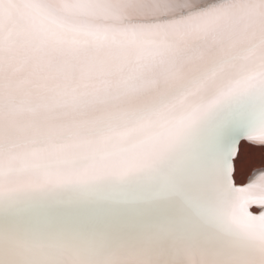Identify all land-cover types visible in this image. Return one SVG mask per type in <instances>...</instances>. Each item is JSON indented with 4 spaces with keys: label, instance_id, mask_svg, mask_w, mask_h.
<instances>
[{
    "label": "snow or ice",
    "instance_id": "snow-or-ice-1",
    "mask_svg": "<svg viewBox=\"0 0 264 264\" xmlns=\"http://www.w3.org/2000/svg\"><path fill=\"white\" fill-rule=\"evenodd\" d=\"M244 140L264 0H0V264H264Z\"/></svg>",
    "mask_w": 264,
    "mask_h": 264
},
{
    "label": "rangeland",
    "instance_id": "rangeland-1",
    "mask_svg": "<svg viewBox=\"0 0 264 264\" xmlns=\"http://www.w3.org/2000/svg\"><path fill=\"white\" fill-rule=\"evenodd\" d=\"M264 151L259 145L244 140L240 145V150L235 158V177L238 183L247 181L249 174L261 168V152ZM256 209V208H255Z\"/></svg>",
    "mask_w": 264,
    "mask_h": 264
},
{
    "label": "bare ground",
    "instance_id": "bare-ground-1",
    "mask_svg": "<svg viewBox=\"0 0 264 264\" xmlns=\"http://www.w3.org/2000/svg\"><path fill=\"white\" fill-rule=\"evenodd\" d=\"M243 141H241V143H242ZM241 143H240V145H241ZM239 150H240V146H239ZM239 150H238V152H239ZM236 158V157H235ZM235 158H234V164H235ZM260 169V168H259ZM259 169H256V170H254L253 172H251L250 174H249V177L247 178L248 180L247 181H249L252 177H253V175L257 172V170H259ZM236 169H235V167H234V174H233V179H234V182L236 183V184H242V183H238L237 181H236V177H235V171ZM246 182V181H245ZM244 182V183H245ZM255 206H257V205H253V207L251 208V209H253V211H258L259 209H257ZM256 208V209H255Z\"/></svg>",
    "mask_w": 264,
    "mask_h": 264
},
{
    "label": "water",
    "instance_id": "water-1",
    "mask_svg": "<svg viewBox=\"0 0 264 264\" xmlns=\"http://www.w3.org/2000/svg\"><path fill=\"white\" fill-rule=\"evenodd\" d=\"M250 181V180H249ZM249 181H246L245 183H242V184H236L237 186H243L244 184L248 183ZM253 207V205L250 207V211H253V209H251ZM257 209L260 208L259 205L255 206ZM254 214H258V211H253Z\"/></svg>",
    "mask_w": 264,
    "mask_h": 264
}]
</instances>
